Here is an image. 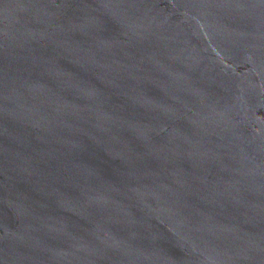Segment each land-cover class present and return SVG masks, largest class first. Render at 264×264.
<instances>
[{"label":"water","instance_id":"water-1","mask_svg":"<svg viewBox=\"0 0 264 264\" xmlns=\"http://www.w3.org/2000/svg\"><path fill=\"white\" fill-rule=\"evenodd\" d=\"M0 264H264V0H0Z\"/></svg>","mask_w":264,"mask_h":264}]
</instances>
